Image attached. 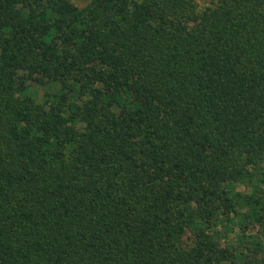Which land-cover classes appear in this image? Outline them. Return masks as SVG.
<instances>
[{"label":"trees","instance_id":"1","mask_svg":"<svg viewBox=\"0 0 264 264\" xmlns=\"http://www.w3.org/2000/svg\"><path fill=\"white\" fill-rule=\"evenodd\" d=\"M0 264H264V0H0Z\"/></svg>","mask_w":264,"mask_h":264},{"label":"rangeland","instance_id":"2","mask_svg":"<svg viewBox=\"0 0 264 264\" xmlns=\"http://www.w3.org/2000/svg\"><path fill=\"white\" fill-rule=\"evenodd\" d=\"M195 2L199 10H204L205 8L211 6L214 0H195ZM81 5L83 4L81 3Z\"/></svg>","mask_w":264,"mask_h":264}]
</instances>
